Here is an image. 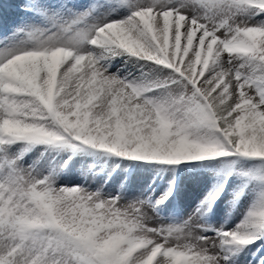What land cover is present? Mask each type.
<instances>
[{
  "label": "snow or ice",
  "instance_id": "1",
  "mask_svg": "<svg viewBox=\"0 0 264 264\" xmlns=\"http://www.w3.org/2000/svg\"><path fill=\"white\" fill-rule=\"evenodd\" d=\"M262 249L264 0H0V264Z\"/></svg>",
  "mask_w": 264,
  "mask_h": 264
},
{
  "label": "rangeland",
  "instance_id": "2",
  "mask_svg": "<svg viewBox=\"0 0 264 264\" xmlns=\"http://www.w3.org/2000/svg\"><path fill=\"white\" fill-rule=\"evenodd\" d=\"M37 155L38 153L30 154L28 156V161L31 162L32 160H34ZM77 163H79V161H77ZM205 191V185L189 183L181 194V201L184 204L185 210H190L194 208L195 205L199 202V200L203 198ZM242 210L243 209H240L239 207H234L230 203V196H225L218 199L215 205L213 206V219L223 220L227 218L230 221H236L239 219V212ZM163 222L166 223L167 221ZM249 259H252V257H249Z\"/></svg>",
  "mask_w": 264,
  "mask_h": 264
},
{
  "label": "bare ground",
  "instance_id": "3",
  "mask_svg": "<svg viewBox=\"0 0 264 264\" xmlns=\"http://www.w3.org/2000/svg\"><path fill=\"white\" fill-rule=\"evenodd\" d=\"M12 18V17H9V19Z\"/></svg>",
  "mask_w": 264,
  "mask_h": 264
}]
</instances>
